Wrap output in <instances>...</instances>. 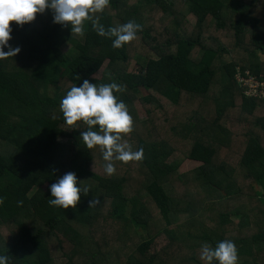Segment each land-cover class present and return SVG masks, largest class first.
<instances>
[{
  "label": "trees",
  "instance_id": "16d2710c",
  "mask_svg": "<svg viewBox=\"0 0 264 264\" xmlns=\"http://www.w3.org/2000/svg\"><path fill=\"white\" fill-rule=\"evenodd\" d=\"M91 15L106 30L129 20L141 30L116 49L91 20L72 35L49 10L23 26L10 22L8 43L20 52L0 60V254L9 264H163L157 251L184 242L172 224L184 218L195 225L198 209L216 204L226 208L214 218L218 229L195 236L197 244L232 240L238 264H258L264 98L244 94L235 76L248 71L264 80V0H110ZM137 44L153 57L131 72ZM84 79L120 86L114 94L133 121L122 138L143 149L139 161H113L112 175L99 148L80 138L87 126L66 125L59 108ZM142 92L149 115L137 123L132 103ZM184 160L200 165L176 174ZM69 171L87 195L73 208L50 206L49 186ZM92 199L98 203L89 207ZM235 217L240 234L227 235ZM251 222L256 233H242ZM159 237L167 241L156 249Z\"/></svg>",
  "mask_w": 264,
  "mask_h": 264
},
{
  "label": "clouds",
  "instance_id": "9594fccd",
  "mask_svg": "<svg viewBox=\"0 0 264 264\" xmlns=\"http://www.w3.org/2000/svg\"><path fill=\"white\" fill-rule=\"evenodd\" d=\"M110 0H0V60L14 58L19 47L9 45L11 39L10 22L23 26L35 20L37 14L49 10L54 24L70 29L72 34H83L84 23L92 21V28L98 36L112 39V47L119 49L124 44L133 41L141 25L133 20L109 27L99 23V17L93 19L91 14L102 13ZM7 48V51L4 49ZM120 91V86L114 82L93 84L84 79L77 86L74 84L61 98L59 108L64 123L69 126L82 122L87 130L80 132V138L87 149L99 148L105 162L103 170L112 175L115 172L113 161L128 163L139 161L143 149L132 150L122 135L132 131V117L123 100L114 94ZM75 175L69 171L57 178L49 186L48 203L53 207L73 208L80 201L81 194L87 195L88 189L82 188ZM90 200L89 207L97 204ZM200 260L203 264H238V252L232 240H221L215 247L207 242L200 248ZM0 264H9V257L0 254Z\"/></svg>",
  "mask_w": 264,
  "mask_h": 264
},
{
  "label": "rangeland",
  "instance_id": "374dc122",
  "mask_svg": "<svg viewBox=\"0 0 264 264\" xmlns=\"http://www.w3.org/2000/svg\"><path fill=\"white\" fill-rule=\"evenodd\" d=\"M128 1H130L131 3H134L136 0H128ZM136 46L137 47L134 49L131 59L129 60L128 71H131V72H136L139 70L140 65H142L144 61V58L153 57L151 52H149L148 49L145 48L142 44L141 45L137 44ZM259 57L262 61H264L263 54H259ZM105 65L106 63L103 65L100 71L94 76L95 78L98 79L102 75ZM63 88H65V86H63ZM136 95L137 96L133 100L132 105H133V109L135 112V116L137 117L136 121L138 123V122H143L147 120V116L149 114H147V110L144 109L140 101V98L143 95H146V92L138 93ZM122 142H126L128 145L131 146V148H132V144L135 145L134 138L130 137L129 135H126V138H124ZM96 160H98V158H95V161ZM98 165L99 164H94L92 166L93 169L96 168ZM199 165H200L199 162H195L192 160H184L179 165L176 171V174L191 172L193 169H195ZM138 178H139V175L134 176L132 182H136ZM174 189L176 191L177 186ZM148 207L151 211L154 210L153 205L152 206L148 205ZM262 207L264 208V204L262 205ZM198 210L199 211L196 213L194 217V223H196L195 225L187 222L186 219L184 218L179 219L178 221L172 224L170 228L178 227L180 232L182 233L184 242H181V240H178V242L173 241V242H170L171 245L168 246L169 248L167 250H162V251L158 250L157 255L160 258L159 260L161 263L163 264H203V262L199 258V255H200L201 245L205 242H202V244H197L199 241L194 239V237L200 236L203 234L207 235L210 231H217L218 226L215 225L216 220L214 218L216 217L218 212L222 210L226 211V208L220 207L219 205L215 204V205H208L206 208H199ZM239 221H240L239 217L232 218V223L234 225H228L227 235L234 236L236 234H240L239 228L236 226V224ZM160 225H157V226H160ZM148 230H150L149 232L154 233L155 229L149 228ZM241 230H242V233H245V234L256 233V228L254 225H252V222L246 228H243ZM143 235L144 237L146 236L145 233ZM189 235H191V237ZM134 240H136V238ZM165 240L166 239L159 237L156 240V249L163 248V246L165 245ZM256 260L258 264H264V252L258 253L256 256Z\"/></svg>",
  "mask_w": 264,
  "mask_h": 264
},
{
  "label": "built area",
  "instance_id": "2783aa9c",
  "mask_svg": "<svg viewBox=\"0 0 264 264\" xmlns=\"http://www.w3.org/2000/svg\"><path fill=\"white\" fill-rule=\"evenodd\" d=\"M243 75L238 71L235 79L244 89V94L249 97L264 98V80L257 81L255 77L250 76L248 71L244 72Z\"/></svg>",
  "mask_w": 264,
  "mask_h": 264
}]
</instances>
